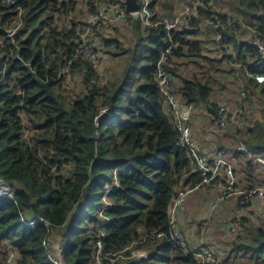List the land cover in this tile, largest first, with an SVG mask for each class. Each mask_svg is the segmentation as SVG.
Listing matches in <instances>:
<instances>
[{"label":"trees","instance_id":"16d2710c","mask_svg":"<svg viewBox=\"0 0 264 264\" xmlns=\"http://www.w3.org/2000/svg\"><path fill=\"white\" fill-rule=\"evenodd\" d=\"M83 1L0 0V179L13 193L0 192V264L11 254L14 264H57L61 254L64 264H97V254L101 264H200V247L190 248L182 229L185 245L171 239V204L202 177L190 173L188 152L177 145L158 63L171 48L165 67L177 79L174 92L182 103L206 105L214 116L220 113L214 96L241 91L251 109L255 101L264 109V81L257 79L264 76V56L253 43V29L264 34V0H228L231 9L210 0L216 9L202 10L193 29H175L171 38L162 23L138 32L131 17L136 36L125 42L104 23L97 27L100 49L120 58L107 68L108 78L88 62L85 72L82 61L71 63ZM97 2L115 1L88 0L89 14L98 13ZM215 15L234 20V27L219 28L222 57L206 46L217 43V30L209 26L212 35L198 38L201 22ZM165 17L156 14L154 21ZM245 27L248 39L239 37ZM104 108H112V116L97 124ZM257 120L247 136L250 159L235 170L237 189L264 185V113ZM37 217L44 220L31 224ZM158 232L166 235L136 243ZM220 240L222 264H264V223L242 217L237 231ZM137 250L151 256L136 262Z\"/></svg>","mask_w":264,"mask_h":264},{"label":"built area","instance_id":"2783aa9c","mask_svg":"<svg viewBox=\"0 0 264 264\" xmlns=\"http://www.w3.org/2000/svg\"><path fill=\"white\" fill-rule=\"evenodd\" d=\"M86 1L88 2V0ZM152 2L153 0H139L140 9L136 12H130L127 10L124 2H109L108 4H104L102 6L99 5V2H97V4L100 6L98 13L92 14V16L85 21L83 20V23L80 24L77 30L76 36L79 42V47L76 51L75 58L71 61V63L82 61L81 68L84 72L86 71L87 62L99 69L100 61L103 55L99 48L100 38L98 33L99 29L97 27H100V25L106 22L110 26H115L117 22L120 21L125 27H127L131 23V17L134 14H140L142 21L147 27H158L161 23L164 24L167 30V35L171 38L172 31L175 29L182 27L193 29L192 24L194 18L201 17L202 10H211L212 5L210 0H184L186 5L180 15L175 13L172 17H165L161 21H154L156 12L150 10V5ZM85 4L87 5L86 2ZM78 19L82 20L79 17ZM233 21L234 20L232 18L224 19L220 18L218 15H215L214 18L202 21L201 26L204 25L205 29L210 26V30H217V41L222 43L223 40H225V34L223 31H219V28L225 29L229 26L234 27ZM253 30V43L259 48L260 52L264 56V34L256 29ZM8 32L10 36L15 34V31L9 30ZM170 53L171 48L166 49L158 63V79L161 86V91L165 96L166 103L171 114V119L178 132L177 145L180 148L186 149L190 157V173L198 172L202 177L201 181L197 182L193 187L182 189L170 207V225L171 229L173 230L171 233V239L177 240L179 243L185 245L186 242H184V236L178 230V219L189 194L199 190L217 188L218 184H221L226 180V187L221 192L217 202L213 207L216 208L218 204L222 203L227 198L236 195L243 205L253 201H260L263 206L261 208V215L264 219V185L248 189L235 188L238 180L235 173L234 164L224 156L213 158L201 151L189 124L190 114L196 108V106L193 103H182L179 100L177 94L174 92L175 77L165 67ZM257 79L264 81V76H257ZM243 94L244 92L242 95ZM221 101L222 103L219 104L220 113L213 116L216 125L219 126L221 131H225L229 127L230 121L235 122L238 118H240V115H243L245 112L251 109L250 103L247 101L243 102L242 97H240V99H238L234 104H230V101L226 98H223ZM203 107L204 109H207L206 105ZM110 116H112V108L102 109L101 113L96 117L97 124ZM242 148L244 149L245 147L243 146ZM259 160H262L261 162H263V159ZM0 192L3 195L12 197L10 186L6 184L4 180H0ZM110 206L111 203L109 202L107 208ZM43 220L44 218L37 217L31 220L30 223L34 224ZM109 221L110 219L106 218L103 223ZM101 224H99L98 227ZM237 226V223L232 225V232L237 231ZM165 235V232H158L157 234L145 233L136 243L143 244L147 242L149 238L156 240L157 238H162ZM105 236V232L102 233V238ZM53 241L54 238H49V240L46 241V245L50 246ZM98 244H102V239L98 241ZM200 249L201 250L196 253L200 264H222L221 255L218 249L211 247L208 244L203 245L200 247ZM150 256L151 253L146 250H137L134 252V255H132V257L136 258V262H139L141 259H148ZM107 257L108 256H106V258ZM56 259L54 258L57 264H64L62 254L60 255L59 259ZM103 260L104 259L101 258V254L96 255L97 264H101ZM112 261L114 262L115 259L112 258ZM14 262L15 254H11V256L8 257L6 264H14Z\"/></svg>","mask_w":264,"mask_h":264},{"label":"crops","instance_id":"0c3cea01","mask_svg":"<svg viewBox=\"0 0 264 264\" xmlns=\"http://www.w3.org/2000/svg\"><path fill=\"white\" fill-rule=\"evenodd\" d=\"M181 2H184V0H180L179 3ZM177 3L178 0H160L156 7V14H158L159 16L172 17L177 12ZM216 8V5H211L212 10ZM88 15L92 16V14ZM121 25L122 27H124V24L118 21L115 26L111 27L115 30L116 33H120L121 36L122 33L128 31L130 33V36H134L135 38L136 34H133L135 32V28L131 25V23L126 27L127 30L125 32L121 31ZM201 27L202 29L198 38L205 41L212 34L207 33V28L205 29L204 25ZM250 35V30L247 28H244L239 33V37L246 39H248ZM121 38L126 42L125 38ZM206 46L209 47L208 49L212 51L213 55L220 54V52L218 51V41L217 43L209 42ZM119 59L120 58H115L116 61H118ZM103 71H105L106 73V78H108L109 74L112 72V70L107 71L105 67L103 68ZM175 82L177 83L176 78ZM223 98L229 100L230 104L235 103V101L232 102L233 98L231 94L225 96L223 92L218 93L216 96H214V100H216L219 104L222 103L221 100ZM235 123L240 124V118H238ZM189 124L193 131L194 137L203 153L213 158L224 156L234 164L235 170L239 169L238 166L240 164L238 160H234L232 154L227 155L225 151L222 150L220 146L221 139L218 141V138H220L221 134L224 135L225 132L221 131L219 129V126L216 125V122L214 121L213 116L208 111V109H204L203 106L196 107L190 114ZM243 175L246 176V172ZM237 180L240 182L241 178L237 176ZM216 190L217 188H211L208 190H199L189 194L178 219V228L180 230L182 229L186 233V236L189 240V244H187L193 250L208 244L211 247L218 249L220 255L222 254L223 256H225L226 248L223 241L220 240L221 236L223 234L227 235L229 232H232L231 227L235 223L238 224V228L239 219L242 217H247L248 220L255 224L260 222V224L264 223V219L261 215V208L263 206L260 201H253L246 205H243L240 202L238 196L234 195L227 198L222 203L218 204L216 208H214L213 206L217 202L221 194L220 191L216 192ZM240 205H242L243 207H240ZM235 218H237L238 220ZM56 252L60 253L59 243L56 244ZM229 260L232 261L233 259Z\"/></svg>","mask_w":264,"mask_h":264},{"label":"rangeland","instance_id":"374dc122","mask_svg":"<svg viewBox=\"0 0 264 264\" xmlns=\"http://www.w3.org/2000/svg\"><path fill=\"white\" fill-rule=\"evenodd\" d=\"M114 1L117 2V3H123L124 2V0H114ZM217 1H218V6L226 5L228 9H231L229 4H228V0H217ZM85 2L87 3V1L84 0L82 2V4H80L79 12L77 11V16L79 18H81L82 20H84V21L91 17V16L88 15L89 14L88 13V4L86 5ZM179 2H180V0H178V3H177L178 4V9H177V12H176L177 15H180L182 13V11H183V9H184V7L186 5L185 2H181V3H179ZM132 18H133L134 21H136L135 27H136V30H138V32L145 28L144 26H146V25L142 21V19L140 17V14H134L132 16ZM245 28L248 29V27H245ZM120 29L123 32H125L127 30L126 27L125 26L122 27V25H121ZM136 30H135V32L133 34H136ZM117 34L119 36H121L120 33L117 32ZM123 36H125V37H123ZM121 37L125 38L127 42H129V40H130V42H134V40H135L134 36H130V33L128 31H126L125 33H122ZM99 38H100V41H99V48H100V46L102 44L100 35H99ZM101 53L103 55V57L101 58V61H100V68L101 69H103L104 67L106 69L107 68H111L112 69L113 66H114V63L119 64V60L118 61L115 60V58H118V57L110 58V56L107 53L104 54L102 52V50H101ZM219 56L220 57L223 56L221 52H220ZM228 74H230V73L229 72H227V73L225 72V73H222L221 76H227ZM71 83H72V81L70 82V84ZM235 87H237L239 89L240 85L236 84ZM70 88H71V86H70ZM227 90H229V89H227ZM240 92L238 93V92L234 91L232 93V96H234L233 97L234 100H237V98L240 99V95H241ZM228 94L230 95V93L224 92L225 96H228ZM263 110H264L263 109V104H259V102L255 101L253 103V105H252V109H250L249 111L245 112L243 115H240V124H237V123H235L233 121H230L229 127L225 130L226 131V135L221 134L220 138H218V141L221 139L220 146H221L222 150H224L227 155H229V154L236 155L237 153L239 154V156L241 157V158L237 159L239 164H242L244 161L250 159V152L248 151V147H249L248 143L249 142H248L247 136L250 137V136L253 135V134L250 133V130H251V128L256 126L254 120L258 121L257 119H260L262 117V114L264 113ZM239 131H241V133ZM243 146L245 147L244 149L242 148ZM263 162H264V159H263ZM242 177H245V176L242 175ZM0 180H2V179H0ZM225 187H226V183H224V182L221 183V184H218L216 192L220 191V193H221L225 189ZM233 223H235V222H233Z\"/></svg>","mask_w":264,"mask_h":264},{"label":"water","instance_id":"95a60500","mask_svg":"<svg viewBox=\"0 0 264 264\" xmlns=\"http://www.w3.org/2000/svg\"><path fill=\"white\" fill-rule=\"evenodd\" d=\"M124 4L126 5L127 10H129L130 12H136L140 9L139 0H124ZM12 196H13V193H12ZM79 210H80V207H77L75 209L76 212H78Z\"/></svg>","mask_w":264,"mask_h":264}]
</instances>
